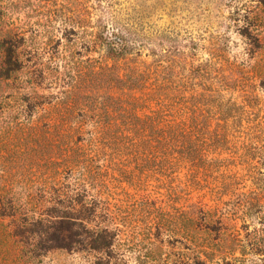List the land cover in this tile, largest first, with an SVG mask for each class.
<instances>
[{"label":"rangeland","instance_id":"obj_1","mask_svg":"<svg viewBox=\"0 0 264 264\" xmlns=\"http://www.w3.org/2000/svg\"><path fill=\"white\" fill-rule=\"evenodd\" d=\"M99 1L0 0V264H264V0ZM159 101L204 164H144Z\"/></svg>","mask_w":264,"mask_h":264},{"label":"trees","instance_id":"obj_2","mask_svg":"<svg viewBox=\"0 0 264 264\" xmlns=\"http://www.w3.org/2000/svg\"><path fill=\"white\" fill-rule=\"evenodd\" d=\"M95 1L98 5H101V1ZM82 7L83 9L79 10L80 16L76 20L68 19L70 22L73 21L80 31L85 30L87 28L86 23L89 22L87 20L88 15H85V11L88 13V10L84 6ZM74 24H71L72 28L75 27ZM70 31L74 32V30ZM117 32L104 26L103 30L96 33L94 40H92L93 43L98 45L104 44L107 48V56L114 60L127 54V44ZM158 105V110L153 111L151 115L144 116L142 120L144 133L141 140L143 145L141 158L144 164H181L184 161L190 164H204L200 152L196 148L190 147V130L180 123H173L168 118L170 106L166 102L159 101ZM74 218L72 215H63L60 217V224L71 226L70 219ZM63 230H67L66 233L70 234V231L65 227ZM258 251L264 253V248H260Z\"/></svg>","mask_w":264,"mask_h":264}]
</instances>
